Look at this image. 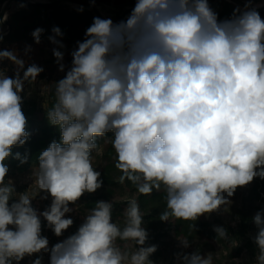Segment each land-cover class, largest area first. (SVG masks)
<instances>
[{
    "label": "clouds",
    "instance_id": "1",
    "mask_svg": "<svg viewBox=\"0 0 264 264\" xmlns=\"http://www.w3.org/2000/svg\"><path fill=\"white\" fill-rule=\"evenodd\" d=\"M6 20L7 14L0 25ZM44 31L31 33L36 44ZM51 31L53 55L64 71L57 50L64 47L57 39L63 33L55 26ZM85 37L64 78L43 89L54 95L46 115L60 140L39 153L21 193L6 161L28 162L13 148L30 137L22 110L25 84L33 85L44 69L34 63L25 68L15 50H0V63L15 65L13 77L0 70V264H21L40 253L49 254V264H154L157 246H145L137 199L123 210V227L113 221V202L98 201L67 238L49 247L41 235L43 218L62 237L74 224L66 216L74 211L69 205L102 187L92 154L108 133L120 181L143 195L163 191L162 221L195 222L227 211L239 187L264 180V18L251 0L224 20L208 0H136L126 20L96 17ZM31 50L27 45L25 55ZM37 196L51 197L43 211L33 207ZM252 219L255 264H264V208ZM214 231L228 238L226 228ZM179 240L182 248L191 246L188 238ZM177 261L213 264V255L183 252ZM32 264H43V256Z\"/></svg>",
    "mask_w": 264,
    "mask_h": 264
},
{
    "label": "trees",
    "instance_id": "2",
    "mask_svg": "<svg viewBox=\"0 0 264 264\" xmlns=\"http://www.w3.org/2000/svg\"><path fill=\"white\" fill-rule=\"evenodd\" d=\"M57 81L59 80L55 79L48 81V87ZM53 102L54 95L50 91L48 92L47 107L42 110L41 114H39L41 109L36 98L24 99L22 110L27 117V131L30 133V137L24 146L13 148V154L16 152H19L21 156L27 154L28 162L21 165L18 160L9 158L6 161L9 169L10 167H13L20 171H26L29 168L36 166L39 153L46 149L52 141L60 140L59 128L57 126L50 125L46 115L47 109L52 107ZM112 136V133H108L104 137L98 138L99 146L103 145V143L108 140V145L105 148L104 162H102L100 170V179L103 183L102 187L96 192L90 193L89 195L88 193L83 195L87 198L85 206L92 209L95 207L96 202L100 201L101 198L107 200L111 199L114 196L116 188H126L130 190L131 194H136L140 210L143 214L142 226L148 232V238H150L153 242L159 244V241L164 240L165 243L171 245V241H173L172 235L174 234L175 237L188 238L190 244L195 247V251L198 250L200 253L202 251L209 253L213 249V240H219L222 242L225 241V239L217 236V233L214 231V227L216 226L208 220L202 218V216L195 222L184 220H178L175 222L162 221L160 219V215L166 208L163 191L154 190L150 195H143L140 194L136 190L135 185L127 179H125L124 182L120 181V177L123 173L115 167L116 154L111 144ZM95 153L96 151H94L92 155ZM261 192L264 193V180L255 178L253 182L250 183L248 194L244 196L242 205L235 210V215H233V217L237 220L235 225H219L227 229V233L230 234V238L243 241L238 248L239 252L246 247L251 254L254 255L257 253V246L254 243L253 238L248 236V231L251 228H254L252 218L254 217L255 210H261L264 208V203L260 204L253 201L260 197ZM148 197H151L150 201L147 200ZM123 201L117 202V206L113 208L112 215L113 221L118 222L121 227H123L124 219L115 220V215L117 212L119 213L120 205L122 208ZM41 221L43 231L46 221H44L43 218H41ZM76 231L77 229L72 230L70 235ZM42 233L43 232H41V235ZM158 251H160V249L157 248V252ZM216 262L217 264H223L220 259L216 260Z\"/></svg>",
    "mask_w": 264,
    "mask_h": 264
},
{
    "label": "crops",
    "instance_id": "3",
    "mask_svg": "<svg viewBox=\"0 0 264 264\" xmlns=\"http://www.w3.org/2000/svg\"><path fill=\"white\" fill-rule=\"evenodd\" d=\"M8 0H0V19L2 11ZM35 2L29 4L19 0H11L5 13L7 20L0 25V34L5 45L3 50H15L18 55L26 61L25 67L30 64L42 66L44 69L59 70V65L53 55V47L49 46L48 37L53 35L52 28L59 27L63 33L62 37L69 42L66 49H57L63 53L62 63L65 69L72 64V52L77 49L78 43L85 40L86 29L91 26L94 18H110L114 23L120 22L123 12L135 6L136 0H83L95 6V9L79 3L77 0H24ZM60 3L58 7H45L38 3ZM210 7L218 14L219 20L232 16L236 8L244 9L248 0H208ZM21 5H24L23 7ZM251 6L255 7L264 18V0H251ZM83 11H78L79 9ZM131 12L124 16L123 20ZM4 17V16H3ZM36 28L45 31L41 36V43L36 44L31 33ZM31 45V51L25 55V47Z\"/></svg>",
    "mask_w": 264,
    "mask_h": 264
},
{
    "label": "rangeland",
    "instance_id": "4",
    "mask_svg": "<svg viewBox=\"0 0 264 264\" xmlns=\"http://www.w3.org/2000/svg\"><path fill=\"white\" fill-rule=\"evenodd\" d=\"M48 86V83L45 81H39L35 82L33 85L25 84V97L24 99H33L36 98L37 102L40 106L39 114H41L42 110L47 107L48 104V92L44 93L43 89ZM30 92V95L27 93ZM108 145V140H106L103 145L99 146V150L96 151V153L93 155V166L96 168L97 171L100 172L101 170V164L104 162L105 158V148ZM35 167V166H33ZM32 172V167L29 168L26 171H20L18 169H15L13 167H10L8 177L11 178L14 181L15 188L17 193L24 192L28 189L31 180L29 179ZM249 185L244 187H239L235 194L229 198L231 200V204L228 206V210L224 211L223 208L220 212L212 213L208 216H202L205 220H208L210 223H212L214 226L227 225L231 224V226H234L236 223V218L233 217L235 215V210L239 208L244 200V196L248 194ZM86 194V193H85ZM90 193H88L89 195ZM43 195V193H41ZM86 199L84 196L81 197L79 201L76 202V204L69 206L74 209L73 212L66 214L67 217H70L74 220V224L64 232L62 237H56L54 233L48 229L45 225V228L43 229V236H46L49 240V247L54 245L55 243L63 240L64 238H67L70 235V232L74 229H78L80 224L83 222L84 216L87 214V212L91 209L85 206ZM131 199H137L136 194H131L129 189L126 188H116L114 191V196L111 199H104L101 198L100 201H112L113 206H117V202L123 201V200H131ZM151 197H148V201H150ZM138 200V199H137ZM256 203L263 204L264 203V193H260V197L256 200H253ZM33 207L36 208L38 211H43L46 207H48L51 204V197H49L47 200H41L39 196H37L33 202ZM128 201H123V205L119 213L115 215V220L118 219H124L123 217V210L127 207ZM113 207V208H114ZM260 210H255L254 215ZM123 217V218H122ZM230 222V223H229ZM254 224V222H253ZM258 229L256 225L254 224V228H251L248 232V236L253 238ZM173 241H171V245L168 243H165L164 240L159 241V244L156 242H153L150 238L147 239L145 246H151L156 245L160 251H156L150 256V259L154 262V264H178L177 261V253H191L195 251V247L191 245L189 248L184 249L181 246L179 237H175L174 234L172 235ZM182 238V237H181ZM121 245H123L124 242L118 241ZM243 243V241H240L238 239H232L230 238V234H228V238L225 239V241H219V240H213L212 245L213 249L211 252L213 255V264H217L216 260L220 259L223 264H255V257L256 253L253 255L251 254L248 249L245 247L239 252L240 244ZM157 253V254H156ZM208 252L202 251L201 254H207ZM42 255L43 256V264H49V254L47 253H40V254H33L32 256H26L24 260L21 261V264H32V261L37 258V256Z\"/></svg>",
    "mask_w": 264,
    "mask_h": 264
},
{
    "label": "built area",
    "instance_id": "5",
    "mask_svg": "<svg viewBox=\"0 0 264 264\" xmlns=\"http://www.w3.org/2000/svg\"><path fill=\"white\" fill-rule=\"evenodd\" d=\"M59 40H61V42L63 43L64 47L63 48H58V49H66V48H68L69 42L67 40H65V39H59ZM49 46H51L53 48H57V46L52 44L51 42H50ZM4 47H5V45L1 41L0 42V50H3ZM40 67H42V66H40ZM0 70L5 71V73L8 76L13 77L14 73H15V65H13L10 61L5 60V61H3V63H0ZM67 70L65 69L64 71H60V70H53V69H51V70L50 69H44V71L41 72L39 74V76L37 77L36 82H39V81L48 82L50 80H55V79L60 80V79L64 78V76L66 75Z\"/></svg>",
    "mask_w": 264,
    "mask_h": 264
},
{
    "label": "water",
    "instance_id": "6",
    "mask_svg": "<svg viewBox=\"0 0 264 264\" xmlns=\"http://www.w3.org/2000/svg\"><path fill=\"white\" fill-rule=\"evenodd\" d=\"M19 1H23V2H25V3H29V4H35V2H26V1H24V0H19ZM79 3H82V4H84V5H86V6H89V7H92V8H94L95 9V6H93L91 3H89V2H87V1H83V0H77ZM10 2H11V0H8L7 1V3H6V6L4 7V10L2 11V18H3V16H4V13H5V11H6V9H7V7H8V5L10 4ZM39 5H41V6H45V7H58V6H60L61 4L60 3H44V2H39L38 3ZM133 8H134V6H132V7H129V8H127L124 12H123V14L121 15V18H120V21H122V19L124 18V16L126 15V14H128L129 12H131L132 10H133Z\"/></svg>",
    "mask_w": 264,
    "mask_h": 264
}]
</instances>
